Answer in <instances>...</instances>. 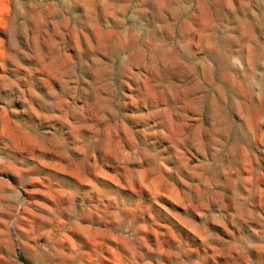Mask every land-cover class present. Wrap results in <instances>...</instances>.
<instances>
[{"label": "rangeland", "instance_id": "1", "mask_svg": "<svg viewBox=\"0 0 264 264\" xmlns=\"http://www.w3.org/2000/svg\"><path fill=\"white\" fill-rule=\"evenodd\" d=\"M263 77L264 0H0V264H264Z\"/></svg>", "mask_w": 264, "mask_h": 264}, {"label": "bare ground", "instance_id": "2", "mask_svg": "<svg viewBox=\"0 0 264 264\" xmlns=\"http://www.w3.org/2000/svg\"><path fill=\"white\" fill-rule=\"evenodd\" d=\"M206 1V0H205ZM200 2H202V1H200ZM208 2V1H207ZM15 3H17V2H15ZM65 4V3H64ZM185 4V3H184ZM216 4V3H215ZM217 4H219V3H217ZM16 5V4H15ZM224 5V4H223ZM208 6V5H207ZM220 6V5H219ZM209 7V6H208ZM222 7V6H221ZM219 8V7H218ZM17 9V8H16ZM20 9V8H19ZM180 9V8H179ZM189 9V8H188ZM216 9H217V7H216ZM208 10V9H207ZM222 10V9H221ZM17 11V10H16ZM182 11V10H181ZM222 11H224V10H222ZM19 12H20V10H19ZM23 12V11H22ZM21 12V13H22ZM225 12V11H224ZM16 13V12H15ZM18 13V12H17ZM221 13V12H220ZM184 14V13H183ZM222 14V13H221ZM17 15V14H16ZM15 15V16H16ZM224 15H225V13H224ZM14 17V16H13ZM17 17V16H16ZM165 17V16H164ZM231 19V18H230ZM235 20V19H234ZM161 22V21H160ZM216 24V23H215ZM159 26V25H158ZM166 26V25H165ZM159 38H160V36H159ZM130 41H132V40H130ZM224 60V59H223ZM227 63V62H226ZM256 64V63H255ZM232 66H234V65H232ZM83 71V70H82ZM87 73V72H86ZM253 74V73H252ZM264 78V77H263ZM262 80H264V79H262ZM258 82V81H257ZM253 84V83H252ZM255 84V83H254ZM258 84H260V82L258 83ZM257 84V85H258ZM247 85H249V84H247ZM257 85H254V86H257ZM250 86V85H249ZM250 88V87H249ZM256 89H257V87H256ZM253 90V89H252Z\"/></svg>", "mask_w": 264, "mask_h": 264}]
</instances>
